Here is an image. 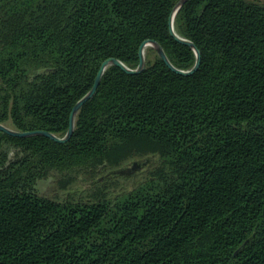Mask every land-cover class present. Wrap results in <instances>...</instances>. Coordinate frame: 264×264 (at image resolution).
Returning <instances> with one entry per match:
<instances>
[{
	"label": "trees",
	"instance_id": "obj_1",
	"mask_svg": "<svg viewBox=\"0 0 264 264\" xmlns=\"http://www.w3.org/2000/svg\"><path fill=\"white\" fill-rule=\"evenodd\" d=\"M178 1L0 0V123L64 137L102 63L136 69L146 40L192 69ZM175 30L193 74L150 48L139 74L106 69L69 141L0 131V264H264V5L187 0Z\"/></svg>",
	"mask_w": 264,
	"mask_h": 264
},
{
	"label": "water",
	"instance_id": "obj_2",
	"mask_svg": "<svg viewBox=\"0 0 264 264\" xmlns=\"http://www.w3.org/2000/svg\"><path fill=\"white\" fill-rule=\"evenodd\" d=\"M187 0H179L175 7L172 10V13L170 15V31L172 36H174L178 41L185 43L187 45H189L190 47H192V49L195 51L196 56H197V60L196 63L194 65V67L190 70H182V69H178L176 68L169 60L168 56L166 55L164 49L162 48V46L155 40H146L142 43V45L140 46V50H139V55H140V63L138 65V67L136 69H132L129 68L127 65H125L122 61H120L119 59L116 58H109L107 60H105L98 73L97 76L95 78L94 84L92 86V88L90 89V91L82 98L80 99L73 107L71 114H70V119H69V128L68 131L66 133V135L64 137H60L56 134H53L49 131H45V130H32V131H19L16 130L14 128H11L9 126H7L6 124L0 123V131H3L11 136H15V137H30V136H35V135H43L46 137H49L50 139L60 142V143H65L67 141L70 140V138L72 137L74 130H75V120H76V116L78 114V112L80 111V109L82 108V106L88 101L90 100L96 93L102 76L104 74V72L106 71V69L110 66V65H116L119 66L120 68H122L123 70H125L127 73L129 74H139L141 73L145 68H146V55H145V48L146 46H151L153 47L156 52L158 53V55L165 61V63L175 72L182 74V75H191L193 74L196 70H198L200 63H201V53L198 49V47L189 39H186L182 36H180L178 33H176L174 25H173V16L175 12H178L180 10V8L185 4ZM177 15V14H176Z\"/></svg>",
	"mask_w": 264,
	"mask_h": 264
},
{
	"label": "rangeland",
	"instance_id": "obj_3",
	"mask_svg": "<svg viewBox=\"0 0 264 264\" xmlns=\"http://www.w3.org/2000/svg\"><path fill=\"white\" fill-rule=\"evenodd\" d=\"M248 1H251V2H255V3H258V4H261V5H264V0H248ZM150 48H153L151 46H149L146 50H145V55H146V59L149 58V57H153V53L152 54H149L148 50ZM154 49V48H153ZM155 50V49H154ZM7 126L13 128L12 124L9 122V123H6ZM146 160L143 159V160H136V161H133L131 163H129L128 165H126L124 168L125 169H131L133 168V166H136V168L132 171H130V175H133L132 179L130 180L133 184H136L138 182H140L141 180H144L147 176V173H148V168H145L146 166H149L150 164H152L154 161H155V158L152 157L150 158V161H147L145 162ZM137 164V165H136ZM141 164H144L143 166H141ZM150 167V166H149ZM89 175H86L85 172H80L76 175V178H78V181H77V184H80L81 186L79 187L78 185V189L80 190V188H82L84 191L83 193H86V189L89 188V182L86 180L88 179ZM115 180V183H114V186H116V188H120V187H124L123 185H125L126 181H129V180ZM131 182H128V183H131ZM38 190L39 192L42 194V195H45V196H48L50 198H57V199H64L66 198L67 194L63 191V190H60L57 186V182H56V179L55 178H50V179H47V180H42V181H39L38 182ZM83 183V184H82ZM76 184V185H77ZM75 184L74 185H71L69 186L71 190H73L74 188H76ZM76 192V191H75ZM78 194H76L75 196H77Z\"/></svg>",
	"mask_w": 264,
	"mask_h": 264
},
{
	"label": "bare ground",
	"instance_id": "obj_4",
	"mask_svg": "<svg viewBox=\"0 0 264 264\" xmlns=\"http://www.w3.org/2000/svg\"><path fill=\"white\" fill-rule=\"evenodd\" d=\"M176 14L177 12L174 13V16H173V25H174V28H175V19H176ZM176 31V30H175ZM177 33V32H176ZM149 46H146L145 50L148 48Z\"/></svg>",
	"mask_w": 264,
	"mask_h": 264
}]
</instances>
